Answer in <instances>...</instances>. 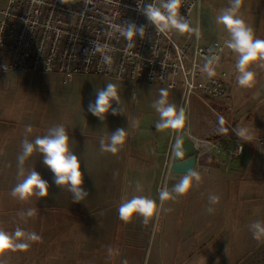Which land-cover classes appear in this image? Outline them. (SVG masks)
<instances>
[{"label":"crops","instance_id":"1","mask_svg":"<svg viewBox=\"0 0 264 264\" xmlns=\"http://www.w3.org/2000/svg\"><path fill=\"white\" fill-rule=\"evenodd\" d=\"M195 17V21L198 22L199 15L197 14ZM236 59L232 66H236ZM235 81L236 75H230L228 87L233 88L232 91L238 101V104L234 105V114L230 119L236 120L237 127L248 129L250 134L256 133L264 125V91H262L264 80L256 83L257 87L254 91V93L257 92L256 98L263 97H261L259 102L255 103L254 101L257 99L251 100L250 93H246L244 97L246 91L240 86L236 88L238 84H234ZM131 85L133 86V84ZM135 86L152 88L156 85ZM157 89L165 88L158 87ZM149 92L151 91L149 90ZM152 98L158 99L159 95H152ZM197 98L209 110L211 108L219 110L222 107V104L218 101H204L199 97ZM167 99L179 108L181 93L180 96H177L169 92ZM210 103H213V105H210ZM17 113H19L18 117L21 118V121H15V123L11 124L12 120L9 117L12 115L6 110H0V228L8 232H14L15 229H11L8 224V227L4 228L5 223L2 222H8L9 219L7 218L11 214H16L18 217L20 212H26L30 208H38L37 214L40 216L59 213L70 216L78 214L80 217H76L77 219L70 225L63 227L58 239L49 240L45 238L43 244L37 247L29 257L24 258L26 253H18L10 256L4 255L2 258L19 262L25 259L23 264H115L116 261H120L122 259L120 253H124L125 250L123 251L122 249L127 246H123L117 236V229L126 224L124 221L117 220L120 206L119 198L123 196V190H126L127 193L128 190H132V187L135 186L136 178L133 175L135 169L141 171L147 166H154L155 163L157 164L161 161H163L162 163L165 166L161 178L162 181H165V184L162 188H167L171 192L173 186L179 182L182 176L169 173V156L172 155L177 139L182 136L180 133L183 128L177 129L178 135L174 136L175 131L171 130V128L159 130L155 128L159 118L147 119L146 121L140 120L141 125H137L133 132L128 131L129 135L124 145L120 147L116 154H112L110 152H102L100 149V139L105 137L101 133L102 130H89L86 125L82 128L73 125L70 120L65 121L63 125L69 132L70 137L75 140L71 147L81 159V171L84 174L83 187L89 195L81 203H74L72 193L54 184L53 173L43 164L42 156L36 153L26 162L25 167H35L41 176L49 182V196L41 199L31 197L27 201H21L12 197L10 192L15 184L22 179L17 175V156L21 152L22 141L25 136L30 141H33L37 135L43 136L54 125L50 120L38 121L35 124L33 120L23 119L38 117L41 112L35 110H20ZM59 113L61 112L47 110L43 112V116H61ZM187 115L188 107L186 110ZM63 116L69 115L63 114ZM27 125L32 126L33 131L31 133H26ZM182 134L184 135L186 132L183 131ZM239 141L227 137L215 141L220 152L218 154L211 152L210 155L214 165L210 167L207 165V168L214 170L212 172L225 171L228 175L226 177H228V182L232 185L233 191L231 194L230 192L229 194L226 193L224 205L215 206V204H209V196L216 193V190L209 193L210 188L206 189L207 195L209 193L208 196L204 195V190H193L192 188L191 191L194 193L192 196L189 191L188 196L186 194L182 196L173 194V198L168 199L167 205H164L165 202H163L164 209L168 211L160 212L159 229L155 238H157L159 244L164 242L169 252L174 245L181 246L192 243L210 246L218 244L223 246V251L226 252L224 264H264V241L258 242L254 240L249 227L255 221L264 222V207L256 206L254 211H249L243 217V220H233L235 202L238 198L242 200L264 199V170L262 167L264 166V156L259 154L252 145H248L242 157L233 158L232 152ZM130 151L142 155L146 160L139 162L135 159L132 163L133 166H129V163H131L129 160ZM200 158H198L196 170L202 172L206 165L201 163ZM132 177L134 182L131 184ZM140 178L138 177V180ZM141 179L146 181L144 177ZM130 185L131 188L129 187ZM193 186H195L194 181ZM133 190H135V187ZM161 190L159 189L158 192ZM132 193L138 195L136 191H132L129 197H132ZM148 193L149 190L145 189V192L140 195L152 197V194ZM184 196L187 198L186 201H183ZM206 198H208L206 202L195 204V202H200V200L202 201ZM209 207H212L214 211L209 213L207 211ZM37 214L32 217L31 224L34 221L33 219L39 216ZM227 214L230 218L225 220L224 217ZM98 222H102V227L107 230H112L110 239L108 238L104 242L102 237H100L102 240L98 241L97 239L94 245L93 243L82 242V246L78 249L77 237L74 235L75 233L73 234L70 231L71 228L94 229ZM94 223L96 226H89V224L94 225ZM34 224L36 226L31 229H37L36 233L40 236L46 234V228L51 225L49 222L45 223L42 221H36ZM133 224L135 225V223ZM226 246H230V248H226ZM110 247L113 249L111 255L108 251ZM128 251L129 253L126 257H134L133 255L137 252L135 247L128 249ZM143 256H145V250L138 259H142ZM244 256L247 257L245 258ZM180 259L182 261V258ZM148 260H150V254ZM178 261L181 262L180 260ZM154 264H160V262L156 260Z\"/></svg>","mask_w":264,"mask_h":264},{"label":"built area","instance_id":"2","mask_svg":"<svg viewBox=\"0 0 264 264\" xmlns=\"http://www.w3.org/2000/svg\"><path fill=\"white\" fill-rule=\"evenodd\" d=\"M202 1L185 0L181 8L191 25ZM139 5L140 0L0 1V77L9 73L43 74L55 75L65 82L74 76H95L133 85H156L179 89V107L186 110L189 98L196 96L204 101H218L223 112L232 116L229 64L238 54L226 47L225 40L205 41L202 35L197 40L190 33L157 31L139 11ZM123 22L145 26L144 38L137 36L129 44L111 27ZM194 24L197 26L198 22ZM94 41L100 50H94ZM212 50L221 58L215 66L216 75L210 78L200 69ZM106 55L111 57V63L105 62ZM224 123L229 133L235 134L237 124L226 118ZM186 136L193 142L198 158L211 151L220 152L215 141L188 132ZM251 136L250 142L239 138L233 158L242 157L248 145L264 156V130Z\"/></svg>","mask_w":264,"mask_h":264},{"label":"rangeland","instance_id":"3","mask_svg":"<svg viewBox=\"0 0 264 264\" xmlns=\"http://www.w3.org/2000/svg\"><path fill=\"white\" fill-rule=\"evenodd\" d=\"M229 6L230 0L202 1L198 13V25L201 29V35L204 38L203 40L211 41L220 39L227 41L228 39H230V35L227 29L223 25L217 24L215 19L217 14H219L222 9ZM240 12L246 23L253 28L255 36L257 38L264 39V0H244ZM195 22L196 21L194 20V23ZM194 23L192 24V26H195ZM235 59L236 58L234 57L230 59L231 64H229V67L231 66V69L229 72L230 75L235 74L237 77L238 72L237 70L235 71L236 66H232ZM263 67L264 61H254L250 65V70L254 71L257 77L259 76L258 72L263 69ZM108 83H115L118 85L120 104L118 106L115 104V102H113V107H120L123 112L122 114L118 115H112L111 112H109L106 115V120L101 121L88 111V105L89 103L95 101L96 90L102 89ZM234 84H236V81ZM156 87L158 88V86H154L152 88H145L143 86L141 87L135 85L132 86L125 81L118 82L111 78L95 76H74L69 80L63 82L62 78L55 75L9 73L0 77V110H6L9 114L12 115L11 117H9V119L12 120L11 124L15 123V121H21V118L18 117L19 113H17V111L35 110L41 112L39 113L40 115L38 117L23 119L33 120L35 121V124L38 121L42 122L50 120L54 126L63 124L65 121L70 120L73 125H77L78 127L83 128L86 125L89 130H102L101 133L106 136L110 135V131H115L118 128H125L126 132H133L137 125H141L140 120L146 121L147 119L159 118L158 113L152 107L153 102L157 100V98L153 99L152 95L158 96L160 93V90ZM256 87L257 85L253 84V86L250 88H244V90L246 91L244 93V97L246 96V93H250L251 100L257 99V92L254 93ZM147 89H149L151 92H149V90ZM262 91H264V87ZM169 92L180 96L179 90L168 91V93ZM263 96H260V98L255 100L254 103L259 102L261 100V97ZM210 105H213V103H210ZM47 110L59 111L61 112L59 113L61 114V116L45 117L43 116L45 114H43V112ZM210 111L215 114H220L223 118L225 117V115L229 117V114H225L224 112H222V107L219 110H214L211 108ZM63 114H68L69 116H63ZM186 119L187 121L182 132L185 131L194 136H197L193 133V130L189 126L188 115L186 116ZM173 131H175L174 136L178 135L177 129ZM182 132L180 133L181 135H183ZM202 132L205 133L206 129L204 128ZM198 137L203 138L204 136ZM162 162L163 161L157 164L155 163L154 166H147L141 171L135 169L133 173L134 178H136L135 186L132 187V190H128L127 193L126 190H123V196L119 198V203L121 204L123 200L130 199L131 197L129 196L132 191H136L138 195H140L142 194V192H145V189H148L149 193L152 194V197L150 198L155 200L159 206L160 192H158V190L163 189L162 187H164L165 184V181L161 180L163 170L165 169V166ZM129 166H133V164L129 163ZM258 166L260 167V165ZM205 167L206 168L203 169L202 172H200L201 182L197 189H199L200 191L204 190L205 196H208L211 191L216 190V193L214 194L219 197V202L216 203L215 206H218L219 204L224 205L226 193L229 194L230 192L231 194L233 191L232 185H230V183L228 182V177H226L228 175L225 173V171L216 173V171L212 172L214 170H210L209 168H207V165ZM262 167L264 170V166ZM137 176L139 178H146V181L144 179L142 180L141 178L140 180H138ZM133 182L134 179L132 177L131 184ZM137 183L140 184L142 191H137ZM243 183H245V181H243ZM129 187L131 188V185ZM134 187L135 190H133ZM209 188L211 190H209V193L207 195L206 189ZM191 189L189 190V192H191ZM133 195L134 193H132V196ZM186 195L188 196V192L186 193ZM184 200H187L185 196L183 201ZM207 200L208 198L202 201L200 200V202H195V204H202ZM167 201L168 200L164 201V205H167ZM160 215L161 214L159 213L158 215L150 218L148 223L145 224L144 218L136 214L133 216V218L127 221L126 224H121L122 226L117 229V236L120 238V242L122 243V245L127 247L122 249L123 251L125 250L124 253H120L122 259L120 261H116L115 264H123L125 260L127 261V264H154L156 260H158L160 264L225 263L226 252L223 251V246L218 244L210 246L205 244L195 245L192 243L183 244L181 246L174 245L169 252L165 243L163 242V244H159L157 238H155L156 233L159 229L158 222L160 220ZM228 216L229 215L227 214L224 219L226 220L230 218ZM19 218H21L20 215H18L17 217L16 214H11L10 217L7 218L9 219L8 222H2L5 223L3 227L7 228L9 226L11 229L20 227L27 231L37 232V229H31L32 227L36 226L34 224L36 219H33L34 221L31 224L32 217L26 216L21 219ZM117 220H120L119 214ZM120 221L123 222L122 220ZM133 223H135V225ZM89 226H96V224H89ZM70 231H72L73 234L75 233L74 235L77 237L78 249H80V247L82 246V242L88 244L93 243L94 245L97 239L98 241L103 239V241L105 242L112 236V230H107L105 227H102V222H98L97 226L94 229L76 227L71 228ZM60 235L61 233L58 234L55 239H58ZM100 237H102V239ZM134 247L135 249H138L135 255L132 254L134 257H126V255L129 253L128 249ZM35 248L36 245L34 244V242H32L31 246L27 250H25L24 253H26V255H24V258L29 257L34 252ZM226 248H230V246H226ZM144 250L145 256H143L142 259H138ZM149 254L150 260H148ZM180 258H182V261ZM178 260H180L181 262H179ZM9 262H11V264L17 263L16 260L13 259Z\"/></svg>","mask_w":264,"mask_h":264},{"label":"clouds","instance_id":"4","mask_svg":"<svg viewBox=\"0 0 264 264\" xmlns=\"http://www.w3.org/2000/svg\"><path fill=\"white\" fill-rule=\"evenodd\" d=\"M244 0H230V6L224 8L216 16V23L223 25L230 39L225 41L227 48L238 54L236 61V70L238 75L236 83L242 88H250L255 82L256 73L250 70V65L254 61H264V39L257 38L254 30L243 19L240 12ZM185 5V0H154L153 3L144 4L140 0L139 11L145 16L147 21L154 25L157 31L175 30L176 32L190 33L199 40L201 37V29L199 25L192 26L190 19L181 14V8ZM115 32L124 37L129 44L135 37L141 39L145 36L146 27L138 26L134 22H123L111 26ZM109 35V33H108ZM107 47V46H105ZM94 50H100V46L94 41ZM220 55L212 50L206 62L200 69L206 73L208 77L216 75L215 66H218ZM107 63H111L110 56H104ZM5 70L6 67H5ZM169 93L166 89H161L159 98L155 100L152 107L159 115V122L155 124L156 129H181L186 124V109L177 107L176 104L168 101ZM113 102L119 106L120 95L118 85L108 83L102 89L96 90L95 101L89 103L88 111L96 116L99 120L105 121L106 115L111 112L112 115L122 114L120 107H113ZM221 133H227L228 129L224 128V118H219ZM33 131L31 125L26 126V133ZM235 134L245 142H250L252 136L248 129L236 127L233 129ZM125 128H118L110 131V135H106L100 139V149L102 152H110L116 154L120 147L124 145L127 136ZM75 142L69 135L63 124L53 126L48 129L43 136L37 135L33 141L27 136L22 141L21 152L17 156L18 177L22 179L11 189L10 195L21 201H27L31 197L45 198L49 196L50 184L45 180L35 167H25L26 162L39 153L42 156L43 164L50 169L54 176V184L61 189H67L73 195L74 203H81L89 193L84 189V174L81 171V159L72 150V143ZM242 150V146H241ZM193 181L195 186L199 187L201 182V173L195 167L189 169L177 184H175L171 192L164 188L159 193L160 204L148 196L133 195L130 199L123 200L119 206V218L122 221H129L134 215L138 214L144 218L147 224L149 219L158 215L164 209L163 202L169 198H173V194L182 196L186 194L192 187ZM137 191H142L141 186L137 183ZM219 202L217 195L209 196V204ZM38 208H30L26 212H20L21 218L33 217L38 213ZM209 213L214 209L209 207ZM252 237L256 241H264V222L255 221L250 224ZM42 237L34 231H27L17 227L14 232L5 231L0 228V254L6 251H23L27 250L32 242L40 241ZM111 255L113 249H108ZM0 264L4 261L0 260ZM123 264H127L125 260Z\"/></svg>","mask_w":264,"mask_h":264},{"label":"trees","instance_id":"5","mask_svg":"<svg viewBox=\"0 0 264 264\" xmlns=\"http://www.w3.org/2000/svg\"><path fill=\"white\" fill-rule=\"evenodd\" d=\"M262 38H263V35H262ZM258 74L259 76L255 77V82L253 84H256L257 82L264 80V67L258 72ZM238 87L239 85H236V88ZM232 89L233 88H229V92L231 94V98H232L233 106H234L238 104L237 103L238 101L236 100V96H234V92L232 91ZM227 117L228 116L226 115L224 117L226 118V121H231L233 124L237 123L236 120L230 119L231 116H229L228 118ZM188 119H189V126L193 130V133L197 135L196 137L204 136L202 139L211 140V141H217L223 137L239 140V138L235 134L229 133L228 126L225 123L223 127L228 129V132L221 133L218 131V129L221 127L219 124V118L214 113H212L196 96H191L189 98ZM204 128L206 129V132H205L206 134L202 132ZM260 130L261 131L264 130V125L261 126ZM135 159L138 160L139 162L146 160V158L143 157L142 155L135 153L133 151H130L129 152L130 162L133 163ZM200 161L202 164H205L208 166L214 165V163L212 162V156L210 154H205L204 156H202L200 158ZM233 181H237V180H233ZM194 188L197 189V187H194ZM237 189L239 188L237 187ZM192 194L194 193L191 191V196ZM256 206L264 207V199L256 198V199L242 200L238 198L235 202V214H234L233 220L235 221H239L240 219L243 220V217L247 215L249 211H254ZM76 217H80V215L72 214L70 216L67 214L57 213V214H49L45 216L39 215L35 217L37 222L42 221L45 223L46 222L51 223V225H49V227L46 228L45 230L46 234L41 235L42 239L40 241L34 242V244L36 245V248L40 247L43 244V240L45 238H48L50 240V239H54L55 237H57V235L60 234L61 231L63 230V227L70 225L73 221L77 219ZM135 250L138 251V249H135ZM24 252L25 250L23 251L17 250L15 252L6 251L5 253H9V254H0V260L4 261V264H11V262L9 261L12 259L7 260V259H3L2 257L4 255L10 256L13 254H18V253L22 254ZM244 257H247V256H244ZM16 262H17L16 264H19V263L23 264L25 263V259L22 260L21 262L19 261H16Z\"/></svg>","mask_w":264,"mask_h":264},{"label":"water","instance_id":"6","mask_svg":"<svg viewBox=\"0 0 264 264\" xmlns=\"http://www.w3.org/2000/svg\"><path fill=\"white\" fill-rule=\"evenodd\" d=\"M170 157L168 171L172 175L183 176L189 169L196 168L198 164L193 142L186 135L177 139Z\"/></svg>","mask_w":264,"mask_h":264}]
</instances>
